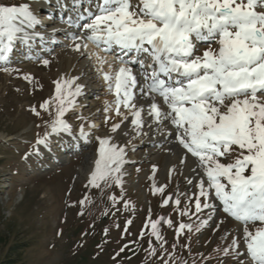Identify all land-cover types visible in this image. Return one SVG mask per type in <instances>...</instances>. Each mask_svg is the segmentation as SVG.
Listing matches in <instances>:
<instances>
[{
  "label": "snow or ice",
  "instance_id": "snow-or-ice-1",
  "mask_svg": "<svg viewBox=\"0 0 264 264\" xmlns=\"http://www.w3.org/2000/svg\"><path fill=\"white\" fill-rule=\"evenodd\" d=\"M42 23L29 3H0V71H19L10 66V54L17 41L30 45L29 30ZM63 23L88 33L65 34L74 51H86L89 43L99 50L94 54L98 71L108 63L107 55H115L120 64L115 74L101 71L115 96L114 106L106 102L105 112H114L121 122L111 125L109 135L96 137L99 158L90 174L91 186L111 181L122 187L127 145L113 143L116 134L129 136L122 125H131L133 139L163 137L159 146L176 160L169 176L183 175L189 190H197L189 197L177 185L175 205L179 208L181 196L188 198L179 214L196 216L193 224L180 223V232L206 228L219 201L223 213L241 225L242 236L217 251L237 264H264V0H95V11L86 9ZM78 79L55 82V119L37 144L46 145L52 135H73L64 117L83 94ZM51 104L46 101L41 108L49 111ZM111 119L106 115L104 123ZM89 135L81 126L79 138L87 140ZM157 171L153 165V178ZM165 188L155 187V192L162 194ZM170 200L172 196L164 205ZM206 210L209 214L202 216ZM162 223L171 227L173 222L160 217L150 227L163 248L166 241L158 228ZM222 223L216 222V230ZM155 251L150 247L151 255ZM245 255L247 261L241 259Z\"/></svg>",
  "mask_w": 264,
  "mask_h": 264
},
{
  "label": "rangeland",
  "instance_id": "rangeland-1",
  "mask_svg": "<svg viewBox=\"0 0 264 264\" xmlns=\"http://www.w3.org/2000/svg\"><path fill=\"white\" fill-rule=\"evenodd\" d=\"M0 3H29L33 10L37 7L33 0ZM60 37L67 45L53 46L55 49L47 55L36 54V45L16 43L14 50L19 47L10 54V66L19 71H0V264H237L217 249L242 236L241 225L219 207L211 223L199 233L180 232L179 224H193L196 216L189 219L179 214L188 198L181 196L179 208L175 205L177 185L179 192L188 191L189 197L197 190H189L183 175L162 177L163 159L154 162L151 158L157 148L144 146L140 138L114 136L113 142L127 145L128 151L122 187L111 181L101 182L99 188L91 186L90 174L99 158L96 137L109 135L111 125L121 122L120 118L119 122L104 123L106 115L114 116V112H105L106 102L114 103L105 81L107 90L101 88L103 79L94 80L86 91L91 93L80 96L76 107L66 113L64 119L72 126V136L52 135L48 140L57 144H37L50 132L55 119V82L72 72L73 78L79 77V82L86 84L83 67L88 66L89 74L99 68L91 50H86L91 56L79 52L69 62L62 51L70 41L65 34ZM19 56L23 59L18 60ZM44 59L49 60L47 66ZM25 75L32 77L31 81L24 79ZM46 101H52L49 111L41 108ZM92 123L96 128L89 127ZM81 126L90 135L87 140L81 138L83 142L76 147L72 139L79 138ZM153 165L158 168L154 178ZM165 185L164 193L155 192V187ZM168 196L173 200L165 206ZM191 212L195 213L194 203ZM201 215L207 216V210ZM160 217L173 222L171 227L158 225L166 241L163 248L150 227ZM221 219L224 223L216 230V222ZM227 232L232 234L224 239ZM241 245L244 252L242 239ZM150 247L155 248V255L150 254ZM241 259L247 261L245 256Z\"/></svg>",
  "mask_w": 264,
  "mask_h": 264
},
{
  "label": "bare ground",
  "instance_id": "bare-ground-1",
  "mask_svg": "<svg viewBox=\"0 0 264 264\" xmlns=\"http://www.w3.org/2000/svg\"><path fill=\"white\" fill-rule=\"evenodd\" d=\"M60 1H62V7L59 8V11L61 13L65 14V19H63V20H66L69 16L75 18L77 16V13L84 12L86 9L95 10V0H80V2H78V3L74 2V0H60ZM47 2H48V0H36L35 4L37 5V7H39L40 4H47ZM37 7L34 10L35 12L38 11ZM49 9H51L50 6H49ZM52 16L48 19L50 22L49 24H47V25L42 24L40 27H38V30L36 28L34 30H29L32 34V40L30 42V45L26 44L27 46L33 47L34 45H36V46H40L42 49L46 48L45 50L47 51V50L51 49L50 46H52L51 43L53 41L56 43L58 41L59 42L65 41L64 38L60 37L61 35L63 36V34L68 33V31H70L69 34L72 33L71 29H73V28H69L66 24L63 23V20H61L59 17L55 20L52 18ZM45 19H46V15L42 16L41 20L44 21ZM52 27L58 29V31H56L54 34H51V36H50L49 32L51 31ZM73 31H74V29H73ZM40 35H43L44 39L41 40L39 38ZM66 37H67V41H70V42H69V45L66 47V49L63 50L62 52L65 53V57L69 60V62H72V61H74L73 59L77 58L80 53L73 50L72 41L70 40V38L67 35H66ZM19 42L20 41H17L16 43H19ZM44 42L49 43V45L46 46L44 44ZM95 48L96 47L94 45L89 43V47L87 50H89V51L91 50L90 52H93L95 54L97 52V48L96 49ZM58 53H60V52H58ZM100 55L105 56L106 54L101 52ZM17 59L18 60L23 59V56H19ZM107 61H108V63L103 66L102 71L108 72L109 74H115V72L117 71L116 70V61H113L112 58L109 57V55H107ZM82 70H83L85 77L87 78V82H86V84L85 83L81 84L79 82V80H76V84L83 85V86L86 85V87H84V89H83V94L86 95L88 93H91V92H86V91H87L89 86L91 87V85H93L94 80H97L98 76H96L95 73H92L91 70H90V74H89L88 66L83 67ZM99 75L101 76V79H103L101 73ZM72 79H73V73L71 72V74L69 76L62 75L60 77L59 81H63V80H69L70 81ZM103 81H104V79H103ZM105 84H107V83H105ZM75 86L76 85H73V89L75 88ZM82 95H80V96H82ZM80 96L75 98L76 105L79 102ZM111 120L114 122H119L120 117L114 115ZM122 130H127L129 132V136H127V137H129V138L133 137L134 133H132V131H131V125H128L127 129H124V125H123ZM136 138H140L141 140H143L144 146H150V147L157 148V150L151 155V158L153 159L154 162H159L161 159H163V171L161 172L162 177L169 174V169L171 168V166L173 164L176 163V160H175V157H172L170 159L169 154L159 146V142H161L163 140V137L145 136V137H136ZM9 139H10V137H9ZM72 141L74 142V146H76V147L79 146V143L83 142L81 138L72 139ZM172 146H174V145H172ZM59 163H62V159L59 160ZM64 163H68V162H64ZM184 171L187 175H192V173H190L187 168H185ZM216 204H217L216 210L211 213V215L213 216V219H214L215 214H216L217 210L219 209V207H222L218 201H216Z\"/></svg>",
  "mask_w": 264,
  "mask_h": 264
}]
</instances>
